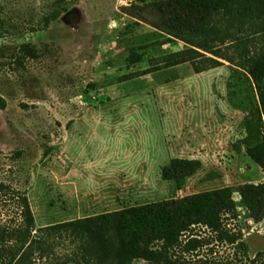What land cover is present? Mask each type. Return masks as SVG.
Here are the masks:
<instances>
[{
	"label": "rangeland",
	"instance_id": "1",
	"mask_svg": "<svg viewBox=\"0 0 264 264\" xmlns=\"http://www.w3.org/2000/svg\"><path fill=\"white\" fill-rule=\"evenodd\" d=\"M127 5L0 0V95L8 102L0 111V230L20 225L16 197L26 194L36 225L28 263L94 264L65 232L47 238L41 229L227 188L237 216L224 231L240 240L196 228L162 261L132 264L264 263V221L251 219L240 196L264 183L249 155L264 146L254 77L221 61L198 75L186 64L120 83L150 59L185 49L124 15ZM53 13L61 15L45 28ZM27 45L36 59L22 52ZM176 158L201 163L182 189L163 179ZM192 239L200 246L189 251Z\"/></svg>",
	"mask_w": 264,
	"mask_h": 264
},
{
	"label": "trees",
	"instance_id": "2",
	"mask_svg": "<svg viewBox=\"0 0 264 264\" xmlns=\"http://www.w3.org/2000/svg\"><path fill=\"white\" fill-rule=\"evenodd\" d=\"M121 12L166 36V45L180 42L185 49L150 59L147 69L122 76L120 83L186 64L198 75L223 66L224 61L254 77L264 115V0H128ZM60 15L45 17V28ZM22 52L31 59L38 57L33 46H24ZM7 108V100L0 95V111ZM249 155L264 173V146L250 150ZM200 167L199 161L176 158L164 170L163 179L175 181L182 189ZM240 196L251 219L264 221V183L242 187ZM16 200L20 225L13 232L0 230V264H29L34 249L32 234L36 225L30 200L20 192ZM236 216L233 192L223 188L48 226L41 232L47 238L65 232L78 242L82 260L91 259L94 264H132L137 259L160 262L187 235L195 237L196 228H205L221 242L234 244L240 239L229 236L224 229L225 220ZM157 244L161 245L158 250ZM188 244L189 251L200 246L196 239ZM39 250L44 258L45 249L41 246Z\"/></svg>",
	"mask_w": 264,
	"mask_h": 264
}]
</instances>
